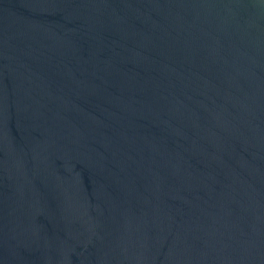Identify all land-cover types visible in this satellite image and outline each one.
Masks as SVG:
<instances>
[{"label": "water", "instance_id": "water-1", "mask_svg": "<svg viewBox=\"0 0 264 264\" xmlns=\"http://www.w3.org/2000/svg\"><path fill=\"white\" fill-rule=\"evenodd\" d=\"M0 264H264V0H0Z\"/></svg>", "mask_w": 264, "mask_h": 264}]
</instances>
